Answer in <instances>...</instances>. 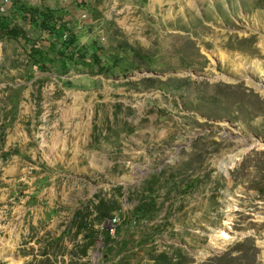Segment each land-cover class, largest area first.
Here are the masks:
<instances>
[{"label": "rangeland", "instance_id": "obj_1", "mask_svg": "<svg viewBox=\"0 0 264 264\" xmlns=\"http://www.w3.org/2000/svg\"><path fill=\"white\" fill-rule=\"evenodd\" d=\"M0 18V264H264V0Z\"/></svg>", "mask_w": 264, "mask_h": 264}, {"label": "trees", "instance_id": "obj_2", "mask_svg": "<svg viewBox=\"0 0 264 264\" xmlns=\"http://www.w3.org/2000/svg\"><path fill=\"white\" fill-rule=\"evenodd\" d=\"M20 13H26L27 16L31 19V22L34 25H38L43 33L49 34L50 40L53 41V44H58L61 46H70L74 44L75 40L73 36L67 29L66 23L62 22L60 18L53 17L47 12H40L35 9H27L26 7H19L17 9ZM8 30L7 22L4 19L0 18V31ZM10 33H14V30H10ZM49 38V37H48ZM82 58H86L83 54H80ZM90 62L99 66L100 70H103V67L100 65V60L96 57V55L92 52L90 54ZM45 56L42 53H39V60L36 62V68L40 69L44 67ZM81 212H77L76 217L80 216ZM82 226L80 230H82Z\"/></svg>", "mask_w": 264, "mask_h": 264}, {"label": "bare ground", "instance_id": "obj_3", "mask_svg": "<svg viewBox=\"0 0 264 264\" xmlns=\"http://www.w3.org/2000/svg\"><path fill=\"white\" fill-rule=\"evenodd\" d=\"M217 234H220V235H218V236H220V237H222V238H224L225 240H228L229 238H230V235L229 234H227L226 232H224V231H218V233Z\"/></svg>", "mask_w": 264, "mask_h": 264}, {"label": "water", "instance_id": "obj_4", "mask_svg": "<svg viewBox=\"0 0 264 264\" xmlns=\"http://www.w3.org/2000/svg\"><path fill=\"white\" fill-rule=\"evenodd\" d=\"M249 235V234H248ZM248 235H242V236H248ZM241 236V235H240Z\"/></svg>", "mask_w": 264, "mask_h": 264}, {"label": "built area", "instance_id": "obj_5", "mask_svg": "<svg viewBox=\"0 0 264 264\" xmlns=\"http://www.w3.org/2000/svg\"><path fill=\"white\" fill-rule=\"evenodd\" d=\"M113 222H114V220H113Z\"/></svg>", "mask_w": 264, "mask_h": 264}]
</instances>
